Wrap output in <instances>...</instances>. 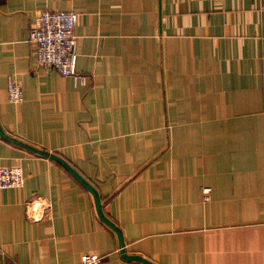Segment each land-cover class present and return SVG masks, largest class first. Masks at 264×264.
Returning <instances> with one entry per match:
<instances>
[{
    "label": "crops",
    "instance_id": "0c3cea01",
    "mask_svg": "<svg viewBox=\"0 0 264 264\" xmlns=\"http://www.w3.org/2000/svg\"><path fill=\"white\" fill-rule=\"evenodd\" d=\"M41 10L77 13L84 85L37 62ZM2 166L0 264H264V0H0Z\"/></svg>",
    "mask_w": 264,
    "mask_h": 264
},
{
    "label": "built area",
    "instance_id": "2783aa9c",
    "mask_svg": "<svg viewBox=\"0 0 264 264\" xmlns=\"http://www.w3.org/2000/svg\"><path fill=\"white\" fill-rule=\"evenodd\" d=\"M77 21L75 11L41 10L30 24L28 39L35 45L36 60L39 64L49 65L60 75L73 78L79 85L86 83V76L76 71V40L74 26ZM7 98L18 103L23 100L20 86L9 79L6 83ZM24 181L20 167H0V189L19 187ZM209 188H202L206 194ZM77 264H100L95 253L84 254Z\"/></svg>",
    "mask_w": 264,
    "mask_h": 264
},
{
    "label": "water",
    "instance_id": "95a60500",
    "mask_svg": "<svg viewBox=\"0 0 264 264\" xmlns=\"http://www.w3.org/2000/svg\"><path fill=\"white\" fill-rule=\"evenodd\" d=\"M45 156H48L47 154H43ZM49 157H53V156H49ZM56 159H58L57 157H54ZM59 161H61L59 159ZM62 162V161H61ZM64 166L74 175V177L86 188L88 189L92 196L94 197V203H95V206L97 208V211L99 213V216L101 218V220L103 222H105L106 224H108L113 230H115L117 233H118V230L114 227V225L110 222H108L106 220V218L100 213V203H99V200H98V197L96 195V192L94 191V189L92 188V186L87 183L77 172H75L72 168H70L69 166H67L66 164H64ZM121 246L123 247V244H121ZM121 252L124 254V249L121 248ZM138 261L144 263V264H151L148 260H146L145 258H142V257H137L136 258Z\"/></svg>",
    "mask_w": 264,
    "mask_h": 264
}]
</instances>
